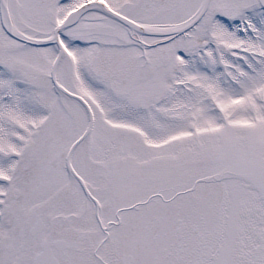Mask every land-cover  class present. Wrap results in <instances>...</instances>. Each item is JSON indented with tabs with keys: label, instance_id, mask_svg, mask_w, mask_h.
<instances>
[{
	"label": "snow or ice",
	"instance_id": "snow-or-ice-1",
	"mask_svg": "<svg viewBox=\"0 0 264 264\" xmlns=\"http://www.w3.org/2000/svg\"><path fill=\"white\" fill-rule=\"evenodd\" d=\"M0 264H264V0H0Z\"/></svg>",
	"mask_w": 264,
	"mask_h": 264
}]
</instances>
